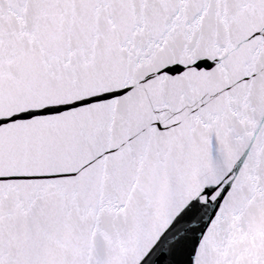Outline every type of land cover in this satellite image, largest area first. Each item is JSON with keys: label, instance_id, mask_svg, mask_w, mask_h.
I'll use <instances>...</instances> for the list:
<instances>
[{"label": "snow or ice", "instance_id": "1", "mask_svg": "<svg viewBox=\"0 0 264 264\" xmlns=\"http://www.w3.org/2000/svg\"><path fill=\"white\" fill-rule=\"evenodd\" d=\"M0 264H264V0H0Z\"/></svg>", "mask_w": 264, "mask_h": 264}]
</instances>
